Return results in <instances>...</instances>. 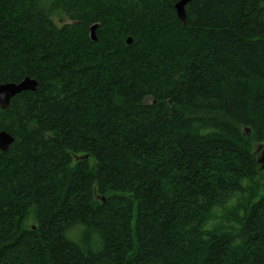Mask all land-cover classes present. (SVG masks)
<instances>
[{"label": "trees", "instance_id": "16d2710c", "mask_svg": "<svg viewBox=\"0 0 264 264\" xmlns=\"http://www.w3.org/2000/svg\"><path fill=\"white\" fill-rule=\"evenodd\" d=\"M177 1L0 0V264H264V0Z\"/></svg>", "mask_w": 264, "mask_h": 264}, {"label": "water", "instance_id": "95a60500", "mask_svg": "<svg viewBox=\"0 0 264 264\" xmlns=\"http://www.w3.org/2000/svg\"><path fill=\"white\" fill-rule=\"evenodd\" d=\"M190 0H179L175 5V12L177 18L182 21V23H185L186 14H185V8L184 6L189 2ZM93 33V30H92ZM94 34V33H93ZM94 37V35H92ZM128 43L131 41L128 40ZM31 80L24 79L20 84L21 86H16L15 83H8L5 85L0 86V107L5 108L10 101V98L17 93H20L22 89H28L29 88V82ZM12 138L5 134H0V149L5 152L8 150L9 145L12 142Z\"/></svg>", "mask_w": 264, "mask_h": 264}, {"label": "bare ground", "instance_id": "6f19581e", "mask_svg": "<svg viewBox=\"0 0 264 264\" xmlns=\"http://www.w3.org/2000/svg\"><path fill=\"white\" fill-rule=\"evenodd\" d=\"M179 1V0H178ZM177 1V2H178ZM176 2V3H177ZM175 3V4H176ZM174 4V5H175ZM184 8H185V6H184ZM184 24V23H183ZM92 30H93V33H92ZM92 35H94V37L92 36ZM90 37L92 38V39H95V25H92L91 27H90ZM128 40H130L131 41V38L130 37H128L127 38V41ZM128 43V42H127ZM24 79H29V80H31L30 82H29V88L28 89H22L21 90V92L22 91H34L35 90V88H36V84H37V82H36V80L34 79V78H31V77H25ZM24 79H22L20 82H18V83H15L16 84V86H21V82L24 80ZM8 83H14V82H6V83H0V86L1 85H5V84H8ZM20 92V93H21ZM17 94H19V93H17ZM16 94V95H17ZM15 96V95H14ZM14 96H12L11 98H13ZM11 98H10V100H11ZM10 102V101H9ZM8 106V105H7ZM6 106V107H7ZM5 107V108H6ZM2 109H4V108H2ZM0 134H5V135H8V136H10L13 140H14V137L10 134V133H8L7 131H5V130H0ZM13 140H12V142H13ZM11 142V143H12ZM1 150V149H0ZM2 151V150H1ZM84 157H87L86 155L84 156ZM258 163H260V164H263L262 165V167L264 168V155L258 160ZM97 197V199L98 200H100V201H103L104 200V196H102V195H99V196H96Z\"/></svg>", "mask_w": 264, "mask_h": 264}, {"label": "rangeland", "instance_id": "374dc122", "mask_svg": "<svg viewBox=\"0 0 264 264\" xmlns=\"http://www.w3.org/2000/svg\"><path fill=\"white\" fill-rule=\"evenodd\" d=\"M255 148H256L255 149L256 150V158H257V160H259L264 155V144H258V145L256 144ZM262 165L263 164H259L260 167ZM261 182L264 184V179H262ZM35 224H36V221L32 216H30L28 218V220L25 222L26 228H32L33 226H35Z\"/></svg>", "mask_w": 264, "mask_h": 264}]
</instances>
